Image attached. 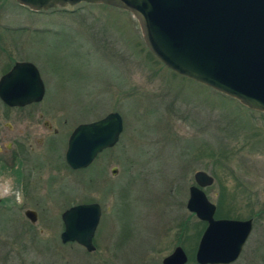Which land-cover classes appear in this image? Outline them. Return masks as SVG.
Returning a JSON list of instances; mask_svg holds the SVG:
<instances>
[{"label":"rangeland","instance_id":"1","mask_svg":"<svg viewBox=\"0 0 264 264\" xmlns=\"http://www.w3.org/2000/svg\"><path fill=\"white\" fill-rule=\"evenodd\" d=\"M0 37L42 68L40 104L59 129L30 149L24 182L0 176V264H162L177 245L186 264H199L206 224L187 208L198 170L215 178L204 190L216 217L254 219L232 264H264V112L167 67L129 10L81 2L36 11L0 0ZM115 111L124 122L117 144L71 169L74 128ZM92 202L102 206L96 250L62 243V213Z\"/></svg>","mask_w":264,"mask_h":264},{"label":"water","instance_id":"2","mask_svg":"<svg viewBox=\"0 0 264 264\" xmlns=\"http://www.w3.org/2000/svg\"><path fill=\"white\" fill-rule=\"evenodd\" d=\"M17 1L36 11L81 2L129 10L140 23L147 47L167 67L264 112V0ZM13 79L20 85L11 83ZM44 94V82L33 62L17 63L0 83V96L9 104L39 102ZM123 129V117L118 111L79 124L69 137L67 163L73 169L88 167L100 152L117 144ZM194 178L187 208L207 223L196 261L231 264L242 253L253 230V219L216 217L217 206L204 190L214 184V176L198 170ZM25 214L34 223L38 219L34 209H27ZM101 215L98 202L66 209L62 213L61 241L96 250L94 236ZM188 260L185 249L177 245L162 264H186Z\"/></svg>","mask_w":264,"mask_h":264},{"label":"flooded vegetation","instance_id":"3","mask_svg":"<svg viewBox=\"0 0 264 264\" xmlns=\"http://www.w3.org/2000/svg\"><path fill=\"white\" fill-rule=\"evenodd\" d=\"M10 45L9 42H4L2 37H0V83L4 76L15 68L17 63L33 62L37 66L39 74L44 82L45 98L47 85L42 68L30 59L16 58L11 55L10 51H8L11 48ZM17 81L13 79L11 82L10 80L14 85H20V81ZM42 100L27 104H9L0 96V176L3 175L4 177L6 174L13 181L24 182L28 177L27 170L31 166L29 160L30 149L35 150L36 144L38 148L42 147L46 143L47 136H50V134L53 135L51 136V140H54L55 136L57 138L59 129L54 126V121L58 118V115L52 114L50 109L41 106L40 103ZM48 132L50 134H48ZM35 156H41V153ZM67 165L69 166L68 163ZM32 167L35 168V165H32ZM28 180L29 179H27V181Z\"/></svg>","mask_w":264,"mask_h":264},{"label":"clouds","instance_id":"4","mask_svg":"<svg viewBox=\"0 0 264 264\" xmlns=\"http://www.w3.org/2000/svg\"><path fill=\"white\" fill-rule=\"evenodd\" d=\"M15 202L16 203H22V199H21V196L19 194H16Z\"/></svg>","mask_w":264,"mask_h":264},{"label":"trees","instance_id":"5","mask_svg":"<svg viewBox=\"0 0 264 264\" xmlns=\"http://www.w3.org/2000/svg\"><path fill=\"white\" fill-rule=\"evenodd\" d=\"M206 224V223H205Z\"/></svg>","mask_w":264,"mask_h":264}]
</instances>
